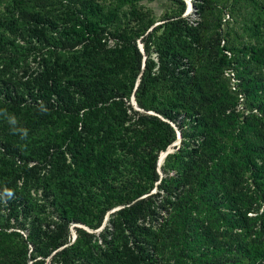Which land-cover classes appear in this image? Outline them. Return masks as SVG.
Instances as JSON below:
<instances>
[{"label":"trees","instance_id":"obj_1","mask_svg":"<svg viewBox=\"0 0 264 264\" xmlns=\"http://www.w3.org/2000/svg\"><path fill=\"white\" fill-rule=\"evenodd\" d=\"M148 1L0 0V264H264V0Z\"/></svg>","mask_w":264,"mask_h":264},{"label":"rangeland","instance_id":"obj_2","mask_svg":"<svg viewBox=\"0 0 264 264\" xmlns=\"http://www.w3.org/2000/svg\"><path fill=\"white\" fill-rule=\"evenodd\" d=\"M145 5L149 8H151L156 16L157 19H159L160 17H162V15L164 14L165 11H167L170 6H171V2L169 0H150L148 2H145ZM172 151V149H171ZM161 156V154H160ZM159 156V159H160ZM159 162V160H158ZM163 163V158L161 160V164Z\"/></svg>","mask_w":264,"mask_h":264},{"label":"water","instance_id":"obj_3","mask_svg":"<svg viewBox=\"0 0 264 264\" xmlns=\"http://www.w3.org/2000/svg\"><path fill=\"white\" fill-rule=\"evenodd\" d=\"M185 1H186V3H187V9H186V12H185L184 16H187V15H189L190 13L193 12L194 8H193V5H192L191 0H185ZM158 24H159V23H156L154 26H156V25H158ZM133 103H134V97H133ZM177 133H178L177 140H176V141H175V142L169 147V149H168L166 152L161 153V156H160V159H159V162H158V167H160V165H161V160H162V158L164 159L165 156H166L168 153H171V152H172V151H171L172 147L177 146V145L180 144L181 135H180V132H179V131H177ZM160 173H161V172H160ZM115 210H117V209H115ZM107 219H108V217L105 219V222H106ZM105 222L103 223L102 227H101L99 230H97L96 232H99V231L102 230V228L104 227ZM75 238H76V234L74 233L73 241L75 240Z\"/></svg>","mask_w":264,"mask_h":264},{"label":"built area","instance_id":"obj_4","mask_svg":"<svg viewBox=\"0 0 264 264\" xmlns=\"http://www.w3.org/2000/svg\"><path fill=\"white\" fill-rule=\"evenodd\" d=\"M73 236H74V232H73Z\"/></svg>","mask_w":264,"mask_h":264}]
</instances>
